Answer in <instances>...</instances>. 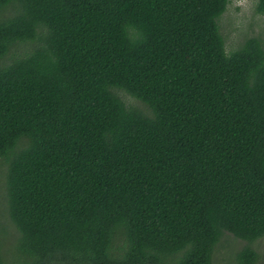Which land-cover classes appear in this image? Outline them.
Instances as JSON below:
<instances>
[{
	"label": "trees",
	"instance_id": "1",
	"mask_svg": "<svg viewBox=\"0 0 264 264\" xmlns=\"http://www.w3.org/2000/svg\"><path fill=\"white\" fill-rule=\"evenodd\" d=\"M228 2L0 0L18 231L0 264H217L225 233L264 236V46L226 52ZM257 258L245 245L233 264Z\"/></svg>",
	"mask_w": 264,
	"mask_h": 264
},
{
	"label": "rangeland",
	"instance_id": "2",
	"mask_svg": "<svg viewBox=\"0 0 264 264\" xmlns=\"http://www.w3.org/2000/svg\"><path fill=\"white\" fill-rule=\"evenodd\" d=\"M257 0H229L222 15L217 18L219 31L221 32L226 52L234 50L246 37H258L264 46V14L256 11ZM127 105L143 109V106L129 96L122 94ZM7 164L0 162V239L5 243L3 255L6 260L12 259L10 246L13 245L18 236V231L4 211L5 201L3 191V179ZM249 245L257 253V264H264V236L248 243L230 233H225L218 243L215 253L217 264H233L234 253L243 246ZM15 250V248H14ZM13 250V251H14Z\"/></svg>",
	"mask_w": 264,
	"mask_h": 264
}]
</instances>
